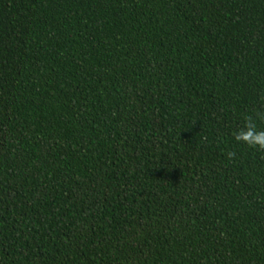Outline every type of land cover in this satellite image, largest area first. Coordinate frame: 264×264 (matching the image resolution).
<instances>
[{
  "label": "trees",
  "instance_id": "obj_1",
  "mask_svg": "<svg viewBox=\"0 0 264 264\" xmlns=\"http://www.w3.org/2000/svg\"><path fill=\"white\" fill-rule=\"evenodd\" d=\"M247 116L264 0H0V264H264Z\"/></svg>",
  "mask_w": 264,
  "mask_h": 264
},
{
  "label": "clouds",
  "instance_id": "obj_2",
  "mask_svg": "<svg viewBox=\"0 0 264 264\" xmlns=\"http://www.w3.org/2000/svg\"><path fill=\"white\" fill-rule=\"evenodd\" d=\"M235 140L244 143L258 151H264V130L258 128L255 120L251 116L244 118L242 130L235 133ZM229 158L235 156L234 152L227 153Z\"/></svg>",
  "mask_w": 264,
  "mask_h": 264
}]
</instances>
